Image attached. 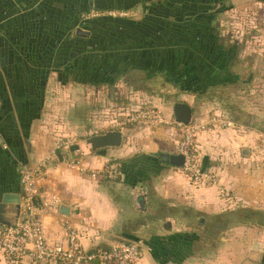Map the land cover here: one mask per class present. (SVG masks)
Instances as JSON below:
<instances>
[{
  "label": "crops",
  "instance_id": "1",
  "mask_svg": "<svg viewBox=\"0 0 264 264\" xmlns=\"http://www.w3.org/2000/svg\"><path fill=\"white\" fill-rule=\"evenodd\" d=\"M161 2L172 12L191 0H0V202L7 195H22V166L44 163L39 191L47 201L52 196L60 200L58 212L43 215L44 235L51 244L64 240L69 223L87 252L141 240L144 252L139 264H264V226L256 219L243 224L234 219L229 225L242 209L264 215V169L256 167L252 155L257 133L264 135V130L249 126L256 120L251 104L247 103V112L235 109L234 128L199 136L203 167L219 178L217 186L207 188L195 187L170 163L169 157L178 155L180 139L174 129L125 130L121 147L92 152L87 140L81 144L74 131L66 136L57 122L52 125L53 119H64L55 106L65 103L61 90L67 86L99 90L84 102L87 111L113 102L112 92L129 90L131 82L144 100L150 95L143 92L152 87L161 90L152 100L168 119L178 102L191 106L193 117L219 109L221 104H214L206 92L213 86L208 76L205 86H193L197 76L191 55L185 54L191 51L182 48L176 34L162 31ZM91 5L124 9L112 11L126 15L94 17L117 29L102 31L95 21L93 31L81 34L79 14ZM66 7L73 9L69 16L78 19L72 33L66 32ZM138 8L144 16L128 17ZM81 41H88L83 55ZM88 67L92 77L87 85L77 75ZM220 83L221 88L228 86ZM71 102L81 103L75 96ZM76 111L77 107L73 115ZM243 150L249 155L244 156ZM111 163L121 165L117 180L92 176ZM221 190H227L230 198ZM6 216L10 224L18 218L13 204ZM0 264H5L3 258ZM21 264L30 262L25 259Z\"/></svg>",
  "mask_w": 264,
  "mask_h": 264
},
{
  "label": "rangeland",
  "instance_id": "2",
  "mask_svg": "<svg viewBox=\"0 0 264 264\" xmlns=\"http://www.w3.org/2000/svg\"><path fill=\"white\" fill-rule=\"evenodd\" d=\"M177 1L186 2L187 0ZM196 2H205L207 4L199 6L195 4ZM161 4L160 15L158 16L165 19L162 23L164 26H161L163 28L162 31L176 34L178 43L182 45V48L191 51H185V54L187 56L191 55L193 60L192 69L195 72L193 76H197V79L193 81V86H197L198 89L202 87L200 86L201 84L205 86L207 84V76L209 83L213 84L206 92H209L210 100L214 104L220 103L221 105L218 106V110L214 109V111L209 112V115L218 112L217 114H223L233 120L232 117L236 115L234 113L236 108L244 109L245 112L248 110V105L251 104V116L255 117L256 120L252 123L249 122L251 124L249 126L253 124L257 130H264V2L260 0H191V3L189 2L187 5L178 4L175 11L172 12H167L170 10L164 7L165 4L163 2ZM72 10V8L66 7L63 15L66 27L68 26L70 29L68 31V28L65 27L66 32L69 33H72L73 27L78 26L76 22L78 19L69 16V12L72 13ZM102 13L104 14V12L100 14ZM144 15L141 9L138 8L133 13L130 10L128 17L139 19L140 16ZM92 19L94 18L82 15L79 30L86 34L93 27V25L91 26L92 22L95 21H97L95 26L102 27V31L112 32L117 29L116 25H107L104 22L101 23ZM72 20L74 24L70 25L69 23H72ZM80 46L83 55L84 48L88 47V41H81ZM67 48L71 50L72 44H69ZM85 59H89L88 56H85ZM85 59L82 60V66L86 62ZM235 66H238L239 70H235ZM88 69L89 67L85 71H80L78 75L76 74L77 79L85 81L87 85V81L92 77ZM216 72L219 73L216 74ZM109 77L113 81L116 78ZM198 77H201V79H198ZM221 81L227 83L228 86L221 88ZM67 85L69 84L66 83ZM130 85L129 90H125V92H112L110 90L108 97L111 92L115 93L116 96L110 98L113 102L107 104L101 102L100 107L92 111H87L88 108L85 107L86 104L84 102L89 100V95L99 94V90H89L88 87L85 88L82 85H75V88H68L67 86L61 90L63 97H65V103L55 106L59 113L63 114L64 119L63 121L53 119L52 125L57 122L59 129L66 131V136H72L74 131L75 137L77 136L76 138L80 140L79 142L86 144L85 142L89 138L90 133L97 131L100 126L105 125L108 128L116 126L117 123L122 121L125 114L127 115V112L131 110L160 107L159 110L161 111V106L152 100V97L156 98L160 95L161 90L152 87L150 88L151 90L143 92L144 94L146 93V96L150 95L148 100H144L134 88L136 85L132 82ZM113 89L115 90V88ZM171 91H179V89ZM74 96L80 98V105L72 104L71 101ZM118 97L119 101L116 102ZM223 98L225 101L221 103ZM170 99L172 101V96ZM134 102H139V104L134 105ZM130 103L132 104L126 105ZM215 106L217 107V104ZM76 107L77 111L73 115ZM226 107H231L232 109ZM254 110L255 113H253ZM73 118L76 119L74 120ZM252 155L256 158V167L263 170V134L257 133L256 146ZM225 194L228 195L226 196L227 198H230L227 190Z\"/></svg>",
  "mask_w": 264,
  "mask_h": 264
},
{
  "label": "built area",
  "instance_id": "3",
  "mask_svg": "<svg viewBox=\"0 0 264 264\" xmlns=\"http://www.w3.org/2000/svg\"><path fill=\"white\" fill-rule=\"evenodd\" d=\"M106 13V14H105ZM124 16L123 12L91 13L88 17ZM166 127L178 132L180 139L177 154L184 157V165L178 168L191 184L200 187H214L219 183L218 175L202 166L199 136L203 133L231 129L235 122L221 114H211L196 118L189 124L166 118L157 108H140L128 113L116 126H103L88 136L104 134L111 130H137ZM76 164V162L74 163ZM45 164L22 166L20 182L22 186L21 207L18 218L9 226L0 225V258L5 264H21L28 259L30 264H139L144 252V243L123 241L110 249L87 252L80 244L79 233L71 224H66L64 240L49 243L44 235L43 215L47 211L58 212L60 200L52 196L46 200L39 191V182L45 174ZM121 165L109 164L102 172L93 173V177L117 180L121 176ZM223 196L224 190L220 191Z\"/></svg>",
  "mask_w": 264,
  "mask_h": 264
},
{
  "label": "water",
  "instance_id": "4",
  "mask_svg": "<svg viewBox=\"0 0 264 264\" xmlns=\"http://www.w3.org/2000/svg\"><path fill=\"white\" fill-rule=\"evenodd\" d=\"M173 118L183 124H189L194 119L193 109L184 102H178L173 107ZM123 132L120 130H111L104 134L96 135L87 139V144L91 147L92 152H97L106 149L119 148L123 143ZM243 155L248 156V150H243ZM170 163L177 168L184 165V157L181 155L170 156ZM13 204L16 207L17 216L20 213L21 196L7 195L0 202V225L9 226L10 222L7 220L6 209Z\"/></svg>",
  "mask_w": 264,
  "mask_h": 264
},
{
  "label": "trees",
  "instance_id": "5",
  "mask_svg": "<svg viewBox=\"0 0 264 264\" xmlns=\"http://www.w3.org/2000/svg\"><path fill=\"white\" fill-rule=\"evenodd\" d=\"M257 1H259V0H257ZM261 2H264V0H260ZM112 10H117V11H123L124 9H97V8H94V6L93 5H91L90 6V8L88 9V10H83V11H81L80 12V16H81V18H82V15L83 16H87V15H90L91 13H92V11H95L96 13H101V12H107V11H112ZM104 17H107V16H104ZM92 18H94V17H92ZM101 18H103L102 16H101ZM94 19H97V18H94ZM79 33H81V34H83V32L80 30L79 31ZM145 108H148V107H145ZM149 108H156V107H149ZM157 109H159V108H157ZM132 111H134V110H131L130 112H132ZM130 112H127V113H130ZM163 113V112H162ZM209 114V113H208ZM214 114H217L216 112H214ZM221 115H223V114H221ZM223 116H225V115H223ZM125 117H126V114H125ZM124 117V118H125ZM201 117H203V114H201V113H198V115H196L195 117H194V119H196V118H201ZM226 117V116H225ZM228 118V117H227ZM229 119H231V118H229ZM200 151V150H199ZM200 156H201V152H200ZM201 161H202V157H201ZM202 166H203V163H202ZM204 168V167H203ZM205 169V168H204ZM206 170V169H205ZM207 171H210V170H207ZM210 172H212V171H210ZM212 173H215V174H217L216 172H212ZM196 187V186H195ZM198 188V187H197ZM234 215V214H233ZM230 216H231V214H230ZM234 219L236 220V221H238V222H240V223H247V222H249V221H254L255 219H256V221L258 220V225L259 226H264V215H260V214H258V213H256V212H254V211H252L251 209H242V210H240L238 213H236L235 214V217L234 216H232L230 219H229V225H231L232 224V222L234 221ZM225 225H226V227H227V225H228V223L226 222L225 223Z\"/></svg>",
  "mask_w": 264,
  "mask_h": 264
}]
</instances>
